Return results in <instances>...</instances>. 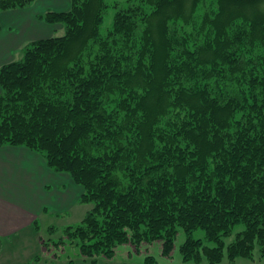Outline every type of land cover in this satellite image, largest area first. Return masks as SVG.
<instances>
[{
	"label": "trees",
	"instance_id": "obj_1",
	"mask_svg": "<svg viewBox=\"0 0 264 264\" xmlns=\"http://www.w3.org/2000/svg\"><path fill=\"white\" fill-rule=\"evenodd\" d=\"M36 1L0 0V15ZM68 1L36 16L62 33L0 65V147L83 187L93 206L71 242L94 262L157 239L168 255L184 229V259L216 264L244 223L232 263L264 247V0L116 2L106 37L110 2Z\"/></svg>",
	"mask_w": 264,
	"mask_h": 264
},
{
	"label": "crops",
	"instance_id": "obj_2",
	"mask_svg": "<svg viewBox=\"0 0 264 264\" xmlns=\"http://www.w3.org/2000/svg\"><path fill=\"white\" fill-rule=\"evenodd\" d=\"M69 5L68 0H55V3L38 8L41 11L47 7L65 10ZM36 15L30 18V22L26 21L27 27L24 31L21 29L22 32L16 31L15 28L6 30L1 18L0 65L13 60L8 59L6 55H13L18 46L11 43H17L18 38L24 42L28 37L45 38L55 32L54 24L40 21ZM16 29L20 30L17 27ZM83 192V187L76 183L70 174L53 171L39 153L25 147H0V245L3 238L7 239L28 228L35 231L46 228L50 238L57 229L54 222L57 217H66L63 221L66 230L79 225L93 206L92 202L81 199ZM42 214L46 215L43 222ZM51 227H54L52 232ZM45 245L49 250L55 249L47 243ZM46 250L44 248V251Z\"/></svg>",
	"mask_w": 264,
	"mask_h": 264
},
{
	"label": "rangeland",
	"instance_id": "obj_3",
	"mask_svg": "<svg viewBox=\"0 0 264 264\" xmlns=\"http://www.w3.org/2000/svg\"><path fill=\"white\" fill-rule=\"evenodd\" d=\"M107 1L110 2L112 6L109 7L105 14L104 22L101 24L102 37H106L107 33L111 31L116 12V8L113 7L115 6V3H120L119 8L122 7L121 5L125 6L128 3V0ZM52 2L55 3V0H37L31 7L9 10L2 13L0 19L2 18L4 20L3 26L6 30L15 28L18 32H20L21 29L24 31L27 27L26 21L28 20V22H30V18L32 19L36 14L41 12V9L38 7L41 5L52 4ZM30 15H32V17ZM159 21L160 19L157 18L155 24L158 25ZM16 27L20 28V30L16 29ZM61 28L62 27L59 24L55 25V29L61 31ZM62 31L59 33H62ZM14 37H16V35ZM30 38L32 39H29L28 37L24 42L19 41L20 39L18 38L17 43H11V45L18 47L14 49L13 55H6L8 59L20 58L22 56L21 49L25 44L33 40L35 36ZM98 48V45H93L91 50ZM42 217L41 219L43 222L46 219V215L42 214ZM64 220H66V217L55 218L54 222L57 229L53 232V235H51L50 238L48 237L46 228L39 231L38 229L35 231V229L28 228L18 234L11 235L7 239L3 238L2 245H0V264H146V260L150 256L154 257L156 262L158 260L157 264H210L208 256L204 252L201 254L200 261L184 259L181 252V246L186 240V232L184 229H179L177 238L174 242V247L168 255L164 254L163 240L157 239L153 241H143L138 247L131 243H121L116 247L115 256L109 258L102 254L98 256L97 262H94L93 259L96 256L91 258L85 256L80 245L71 242L67 235L68 231L66 230V226H63ZM244 228L245 224L239 223L234 226L231 235H222V239L225 241L224 254L222 260L216 264H234L229 258L228 246L235 241L237 234L243 231ZM194 235L195 238H199L203 241L202 246H208L210 248L216 245L214 241H208L206 239V232L202 229L196 230ZM45 243L55 249L49 250ZM44 248L47 250L44 251ZM263 249V246L256 245L252 252V256L240 255L235 259V264H264Z\"/></svg>",
	"mask_w": 264,
	"mask_h": 264
}]
</instances>
